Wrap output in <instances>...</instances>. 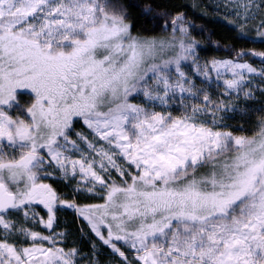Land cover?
Listing matches in <instances>:
<instances>
[{
	"label": "snow or ice",
	"instance_id": "snow-or-ice-1",
	"mask_svg": "<svg viewBox=\"0 0 264 264\" xmlns=\"http://www.w3.org/2000/svg\"><path fill=\"white\" fill-rule=\"evenodd\" d=\"M179 7L0 0V264H264V51L202 61Z\"/></svg>",
	"mask_w": 264,
	"mask_h": 264
},
{
	"label": "trees",
	"instance_id": "trees-1",
	"mask_svg": "<svg viewBox=\"0 0 264 264\" xmlns=\"http://www.w3.org/2000/svg\"><path fill=\"white\" fill-rule=\"evenodd\" d=\"M122 3L128 4H143L147 0H121ZM155 3L163 9L179 10L185 13L186 18L190 21L192 27V35L197 39L199 47L198 52L204 58L223 57L227 55L223 51L225 45L234 44L235 47L255 48L258 51H264V45L259 43H248L245 41H234L233 33L225 27V21L222 15L215 10V5L211 0H155ZM129 15L134 19L137 28H150V24L142 22V17L139 16L138 9L129 7ZM136 29H134L135 31ZM247 58V57H246ZM254 65H260L259 60H250ZM259 97V93H257ZM62 216V221H67V227L73 235L69 239L72 240L75 236V224L73 222L72 213L65 212ZM78 239V237H75Z\"/></svg>",
	"mask_w": 264,
	"mask_h": 264
},
{
	"label": "rangeland",
	"instance_id": "rangeland-1",
	"mask_svg": "<svg viewBox=\"0 0 264 264\" xmlns=\"http://www.w3.org/2000/svg\"><path fill=\"white\" fill-rule=\"evenodd\" d=\"M212 1V3H214V5H216L218 2H222V0H211ZM221 12H222V10H221ZM198 54H199V52H198ZM200 55V54H199ZM200 58H201V60L203 61L204 59H210V58H204V57H202L201 55H200ZM256 67H259L260 65H255ZM67 213H70V211H66ZM62 215H64L65 216V213H63ZM61 219H62V216H61ZM66 221V220H65Z\"/></svg>",
	"mask_w": 264,
	"mask_h": 264
}]
</instances>
